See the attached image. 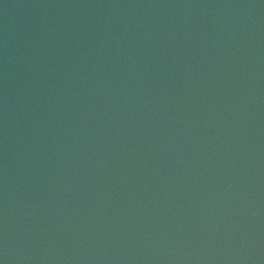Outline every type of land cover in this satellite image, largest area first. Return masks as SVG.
<instances>
[{
  "label": "water",
  "instance_id": "obj_1",
  "mask_svg": "<svg viewBox=\"0 0 264 264\" xmlns=\"http://www.w3.org/2000/svg\"><path fill=\"white\" fill-rule=\"evenodd\" d=\"M0 264H264V0H0Z\"/></svg>",
  "mask_w": 264,
  "mask_h": 264
}]
</instances>
